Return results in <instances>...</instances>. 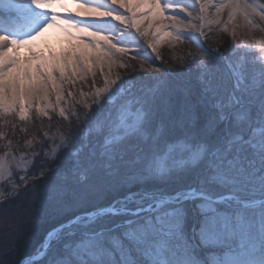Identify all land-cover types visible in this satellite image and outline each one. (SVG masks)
Wrapping results in <instances>:
<instances>
[{"label": "snow or ice", "instance_id": "6c2138e0", "mask_svg": "<svg viewBox=\"0 0 264 264\" xmlns=\"http://www.w3.org/2000/svg\"><path fill=\"white\" fill-rule=\"evenodd\" d=\"M55 2L0 0V116L61 121L59 135L4 146L0 209L26 200L0 264H37L13 260L17 242L49 220L36 254L47 264H264V38L249 31H264V3L79 0L76 19L45 11ZM214 25L223 44L208 43ZM53 26L69 49L48 48L30 71L44 51L21 61L18 49ZM161 35L174 53L185 41L195 50L166 60ZM130 53L139 70L114 74ZM80 70L103 86L69 103L64 83Z\"/></svg>", "mask_w": 264, "mask_h": 264}, {"label": "rangeland", "instance_id": "374dc122", "mask_svg": "<svg viewBox=\"0 0 264 264\" xmlns=\"http://www.w3.org/2000/svg\"><path fill=\"white\" fill-rule=\"evenodd\" d=\"M185 2H188V0H185ZM253 2L256 4H262V3H264V0H253ZM79 8H80L79 0H69L65 5H63L61 3V0H56V2L52 5H50L49 8L45 9V11H47L49 13L56 12V13L61 14L62 16H67L70 14L74 18H76L74 15L77 14ZM76 19H79V18H76ZM224 19H226V15L224 16ZM254 19H258V17H255ZM239 23L241 25H243V20H241ZM229 28L231 29L230 25H229ZM69 31H71L74 34H78L76 29H69ZM249 31L255 32V37H254L255 39L264 38V31H261L260 28L251 29ZM213 32L215 33L214 35L209 34L208 43L218 42L220 44H223L228 39V35H225L223 33V26H220L219 28H217L214 25L213 26ZM237 36L240 39H246L247 38L243 27H241L240 30L238 31ZM58 40L64 42L65 47L61 48V49L60 48L54 49L53 51L56 52L57 55L60 53L61 50H68L69 44H68V38L65 35V33L62 31V28L53 26V30L50 34V42L52 44L53 41H58ZM167 40H168V38L166 36L161 35V37L157 41V48H158L160 54L166 60L169 59L170 57H172L174 54L178 55L180 51L195 50L190 42L185 41L183 44L176 45V51L174 53L173 46L170 45L167 42ZM73 43H75V41ZM141 43H144L142 38H141ZM140 51H141V55L150 56V57H152L153 60H155V53H153L150 48H145V49L140 50ZM44 55H45L44 61L37 60V59H29V65L28 66L30 68V71L34 72L36 64L43 63V62L47 61V59H48L47 51L44 52ZM29 57H30V54L28 57H25V58H29ZM25 58L20 57V60L23 61ZM121 60H122V62L127 63L129 65V67L128 68H116V69H114V74L119 73L120 75L127 77L130 75H135V73L133 72V66H135V68L137 70H139L141 60L139 58H137L135 60L131 59V53L129 55L122 56ZM155 62L157 64L160 63V61H155ZM147 66L148 65L145 64V67H147ZM83 75H84L83 71L80 70L79 75L76 77H73V79H75V81H76L74 84L68 83L67 81H65V83H64L65 101H67L69 103L74 101V100L79 101L82 99V97L80 96L81 92L89 93L90 90H94V87H102L103 86L104 78L102 75L99 74V72H97V75L95 78H93L91 75H88L86 79L81 80L79 77L83 76ZM138 83H139V81H138ZM68 91L73 92L74 95L69 97L67 95ZM51 100L53 103H55V93L54 92L51 95ZM65 106H68V104H65ZM53 113H55V112H53ZM33 115L37 116L35 114V112H33ZM53 115H56L55 120L59 119L58 113L53 114ZM0 118H3V120H0V156H3L4 155V152H3L4 146L9 141H11L10 139H12V137H13L12 132L16 128H18L20 125L10 121L9 116H7V117L0 116ZM14 118H16V117H14ZM16 120H18V119L16 118ZM9 122H11V124H9ZM9 126H13L14 128L11 129ZM31 126L32 125L29 124V129ZM59 134H57V135H59ZM13 135L17 136V134H13ZM18 135H21V138H22V137L26 136V133L24 131L23 132L19 131ZM10 136H12V137H10ZM33 138L34 137H32L31 139H33ZM35 139L38 140L39 138H36V136H35ZM23 140H24V138H23ZM18 167H23V164L18 163ZM6 175H7V161H5V171H4V176H6ZM2 178L3 177H0V179H2ZM0 190H3V189H0ZM9 213L11 214V211ZM4 214H7V213L0 214V247L6 243L8 233H10V230H11L10 226L13 225V223L11 221L13 220V222L14 221L18 222L21 218L20 215L18 214V212L16 213V215L18 217H14V218L10 214H8V215H4ZM11 217H12V219H11Z\"/></svg>", "mask_w": 264, "mask_h": 264}, {"label": "trees", "instance_id": "16d2710c", "mask_svg": "<svg viewBox=\"0 0 264 264\" xmlns=\"http://www.w3.org/2000/svg\"><path fill=\"white\" fill-rule=\"evenodd\" d=\"M221 63H223V62H221ZM176 82L182 84L183 80L181 79V80H178ZM192 82L193 83L195 82L194 78H193ZM53 114H56V113H52L51 114V124L49 123V120L47 118L34 116L33 114H32V118L29 121L24 122V123L20 122L19 120H16V118H14L12 116H9L10 121L20 125L18 128H16L12 132L13 134H17V136L12 134L13 137L10 136V137H12V139H10L11 141H9V142H11L13 145H15V144L22 143L24 141L23 140L24 137L21 138V135H18L19 131H22V132L24 131L26 133V136L28 138L30 137L29 140H32L31 138L32 137L35 138V136H36V138H39L38 132L42 134L43 132L48 131L49 129H51V134L52 135L59 134L58 125L61 123V121L59 119L55 120L56 115H53ZM0 120H3V118H0ZM9 124H11V122H9ZM29 124L32 125L30 127V129H29ZM9 127L11 129L14 128L13 126H9ZM61 163L63 165L65 163V160L62 159ZM24 200H26V197L22 195L20 197V200L14 201L12 203H9L6 206H4L3 209H0V214L7 213V214H4V215H8V214H10L9 212L11 211L10 215L13 218L14 217H18L16 215V213L18 212L17 211V206L20 203H22ZM37 208H38V212H43L44 211L43 206H37ZM12 217H11V219H12ZM11 222L13 224H15L17 221L13 222V220H12ZM54 223H55L54 220H49L47 222L34 223L32 225L27 226L23 236L17 242L18 252L13 257V260L15 262H18V260L23 258V257H32L33 255H35L38 252L41 243L45 239L46 232L51 227L54 226ZM10 242H15V238L12 235L11 230H10V233H8V237H7V240H6L5 244L10 243ZM4 245H2V246H4ZM35 259L37 261V264H47V259L46 258L42 259L39 255H37L35 257Z\"/></svg>", "mask_w": 264, "mask_h": 264}, {"label": "bare ground", "instance_id": "6f19581e", "mask_svg": "<svg viewBox=\"0 0 264 264\" xmlns=\"http://www.w3.org/2000/svg\"><path fill=\"white\" fill-rule=\"evenodd\" d=\"M69 0H61V3L63 5H65ZM79 12H80V8L78 9V12L76 15H74L76 18H79ZM53 30V27L48 28L44 31L43 35H41L40 37H38L30 46H26V47H22L20 49H18L17 51V55L18 58L20 59V57H28L30 54V49L34 50V51H44L46 52L48 48H51L52 50L57 49V48H64L65 47V43L62 41H53L52 44L50 42V34ZM47 46V47H46Z\"/></svg>", "mask_w": 264, "mask_h": 264}]
</instances>
